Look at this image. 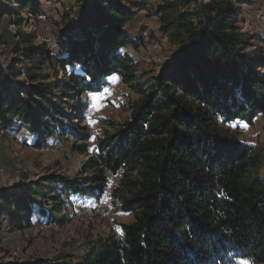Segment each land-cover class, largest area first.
<instances>
[{"label":"trees","instance_id":"trees-1","mask_svg":"<svg viewBox=\"0 0 264 264\" xmlns=\"http://www.w3.org/2000/svg\"><path fill=\"white\" fill-rule=\"evenodd\" d=\"M79 2L78 18L56 33V50L28 35L22 56L0 60V130L24 131L35 146L56 133L85 140L88 130L77 125L90 94L119 76L140 99L126 121H109L112 128L97 137L84 176L52 175L20 194L0 188V218L9 215L16 227L34 217L63 223L66 199H100L109 175L120 172L112 200L133 220L94 239L82 262L61 256L12 264H264V155L225 127L264 115V36L243 28V6L253 0L154 4L160 31L179 50L151 78L138 59L142 32L130 30L146 4ZM43 6L0 0V20L17 16L19 25L25 9L38 16Z\"/></svg>","mask_w":264,"mask_h":264},{"label":"rangeland","instance_id":"rangeland-1","mask_svg":"<svg viewBox=\"0 0 264 264\" xmlns=\"http://www.w3.org/2000/svg\"><path fill=\"white\" fill-rule=\"evenodd\" d=\"M42 1L47 14L43 12L33 16L27 8L21 14L24 20L19 25L13 22L18 20L17 16L6 15L0 20V60L5 64L22 56L23 48L31 44L48 42L56 50V33L78 18L76 11L80 6L79 0L74 3L63 0ZM136 1L144 2L146 9L136 16L130 30L136 36L142 32L146 46L142 48L138 59L142 61L147 78H151L178 52L179 44L170 41L159 29L158 15L154 8L163 0ZM253 3L256 6H243L242 16L246 20L243 28L246 32L264 36V19L258 13L260 10L264 12V0H253ZM37 17H41L43 21H39ZM145 32L150 41H145ZM28 35L37 36L31 44L27 41ZM24 78L25 74L22 73L18 81ZM11 87L16 88L15 84H11ZM98 94V99L94 100L92 95L89 97L87 115L77 125V129L84 127L88 130V139L83 140L82 137L77 140V135L56 133L44 145L35 146L33 139L24 131H0V188L20 194L27 183L48 181L52 175L70 178L84 176L82 169L94 152L97 137L104 129L112 128L109 121H126L131 115L132 103L140 99V94L123 83L119 76L113 77L111 84ZM68 111L72 112L71 109ZM63 121L67 124L66 118L63 117ZM239 124L241 125L229 124L225 127L230 131L239 129L241 138L246 142L250 139L248 143L262 150L264 155V115L258 116L253 124ZM244 127L249 131L245 132ZM83 143L88 145L86 151L77 148L78 144ZM259 169L264 174V162ZM120 177V172L109 175L107 192L100 199H66L67 216L63 223L41 222L34 217L32 224L16 227L10 223L9 215H3L0 218V264L27 263L38 259L55 260L61 256L82 262L94 239L112 233L118 234L120 223L133 220L131 213L122 212L112 200L113 189ZM242 261L238 264H242Z\"/></svg>","mask_w":264,"mask_h":264},{"label":"bare ground","instance_id":"bare-ground-1","mask_svg":"<svg viewBox=\"0 0 264 264\" xmlns=\"http://www.w3.org/2000/svg\"><path fill=\"white\" fill-rule=\"evenodd\" d=\"M259 16L262 18V19H264V12L262 11V10H260L259 12ZM41 16H43V15H41ZM145 41H150V38L148 37V34H147V32H145ZM153 43V42H152ZM0 131H4V130H0Z\"/></svg>","mask_w":264,"mask_h":264},{"label":"snow or ice","instance_id":"snow-or-ice-1","mask_svg":"<svg viewBox=\"0 0 264 264\" xmlns=\"http://www.w3.org/2000/svg\"><path fill=\"white\" fill-rule=\"evenodd\" d=\"M105 91H107V90H105ZM90 95L93 96L94 100L99 98V94H90ZM93 106L97 107V105H95V104ZM245 127H246V125H245ZM242 264H248V262L247 261H242Z\"/></svg>","mask_w":264,"mask_h":264},{"label":"crops","instance_id":"crops-1","mask_svg":"<svg viewBox=\"0 0 264 264\" xmlns=\"http://www.w3.org/2000/svg\"><path fill=\"white\" fill-rule=\"evenodd\" d=\"M75 1H76V0H66V1L63 0V2H67V3H74ZM135 1H136V0H135ZM160 3H163V1L160 2ZM250 6L254 7V6H256V5H255L254 3H252V4H250ZM140 12H141V11H140ZM140 12H139V13H140ZM139 13H138V14H139ZM138 14H137V15H138ZM157 19H158V18H157ZM242 123H245V122H242Z\"/></svg>","mask_w":264,"mask_h":264},{"label":"built area","instance_id":"built-area-1","mask_svg":"<svg viewBox=\"0 0 264 264\" xmlns=\"http://www.w3.org/2000/svg\"><path fill=\"white\" fill-rule=\"evenodd\" d=\"M37 19L39 20V21H43V19L41 18V17H37ZM244 131L246 132V131H249L248 130V128H245L244 127ZM250 141V139H247V142H249Z\"/></svg>","mask_w":264,"mask_h":264}]
</instances>
